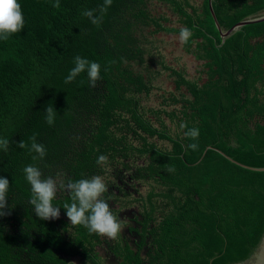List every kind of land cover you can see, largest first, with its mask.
<instances>
[{
	"label": "water",
	"instance_id": "1",
	"mask_svg": "<svg viewBox=\"0 0 264 264\" xmlns=\"http://www.w3.org/2000/svg\"><path fill=\"white\" fill-rule=\"evenodd\" d=\"M86 59L96 87L70 83L37 138L46 156L29 153L8 192L5 263L264 264V0H113ZM27 165L104 177L118 237L70 225L62 189L60 218L41 221Z\"/></svg>",
	"mask_w": 264,
	"mask_h": 264
},
{
	"label": "trees",
	"instance_id": "2",
	"mask_svg": "<svg viewBox=\"0 0 264 264\" xmlns=\"http://www.w3.org/2000/svg\"><path fill=\"white\" fill-rule=\"evenodd\" d=\"M54 2L19 0L24 27L0 41V138L9 141L7 151L0 149V176L9 180V190L29 154L18 142L30 146V138H38L46 124L44 109H55L70 85L64 81L74 57L86 59L99 34L101 24L82 13L104 0H60L59 9ZM0 264H6L1 230Z\"/></svg>",
	"mask_w": 264,
	"mask_h": 264
},
{
	"label": "clouds",
	"instance_id": "3",
	"mask_svg": "<svg viewBox=\"0 0 264 264\" xmlns=\"http://www.w3.org/2000/svg\"><path fill=\"white\" fill-rule=\"evenodd\" d=\"M113 0H104L98 9L85 10L82 14L89 19L93 25H100L104 15L111 7ZM52 7L59 9L60 0H55ZM24 27V17L19 0H0V41H7L13 35L22 31ZM192 36L191 29L182 27L179 32L181 43H187ZM74 67L65 78V84L72 83L81 73H87L91 87H96L100 79V65L89 61L81 56L74 57ZM45 121L49 126L54 125L56 110L49 106L44 109ZM182 130L187 128L186 123H181ZM184 135L193 140L199 136V130L195 127L188 129ZM29 146L24 140L18 142V147L28 149L29 153H35L33 160L43 159L46 156V148L37 142L36 136L31 138ZM9 141L0 138V149L7 151ZM192 150H196L198 145L192 143L188 145ZM108 157L98 156L96 163L100 166L106 165ZM169 172L174 168L168 167ZM24 177L31 188V198L29 203L33 207V212L41 221L59 219L61 207L54 206L58 189H62L70 195L71 202H65L63 209L70 221V225L83 226L90 233L116 239L121 231L123 220H118L110 209L108 202L103 198L107 192V185L104 177L100 175L79 180H69L67 183L59 182L52 176L44 177L40 168L34 165H27L23 168ZM59 176V174H57ZM10 182L6 177L0 176V217L11 214L8 204V190Z\"/></svg>",
	"mask_w": 264,
	"mask_h": 264
}]
</instances>
